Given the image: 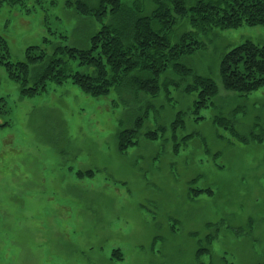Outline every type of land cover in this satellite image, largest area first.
Returning <instances> with one entry per match:
<instances>
[{"label":"rangeland","instance_id":"1","mask_svg":"<svg viewBox=\"0 0 264 264\" xmlns=\"http://www.w3.org/2000/svg\"><path fill=\"white\" fill-rule=\"evenodd\" d=\"M121 3L126 21L137 5L145 14L158 6ZM108 16H83L64 0L4 1L0 36L13 62L26 61L31 46L88 48ZM187 30L204 47L180 62L219 85L196 114L195 93L184 91L191 78L173 70L159 92L150 79L142 90L130 82L92 96L69 79L25 95L35 80L0 65V264H264V86L241 94L220 73L234 46L264 45V24L198 36L180 26L173 39ZM217 115L237 132L216 125ZM141 116L135 142L120 150L119 131ZM159 127L157 140L144 135Z\"/></svg>","mask_w":264,"mask_h":264},{"label":"trees","instance_id":"2","mask_svg":"<svg viewBox=\"0 0 264 264\" xmlns=\"http://www.w3.org/2000/svg\"><path fill=\"white\" fill-rule=\"evenodd\" d=\"M4 1L14 4L17 0H0V3ZM64 1L66 6L83 16L104 19L109 15L108 18L113 21L105 22L91 36L90 46L86 49L71 47L62 42L50 46V51L40 46H31L26 61L13 62L6 40L0 36V65L10 72L22 68L21 74L14 75L26 78L24 81L28 84L30 79L35 80L28 89L24 88L25 95L44 91L50 82L59 85L69 79L82 85L92 96L104 95L114 87L130 82L142 90L151 80L159 92L170 82L166 79L162 83L161 76L173 70L177 76L191 78L184 91L195 93L196 114L197 110L204 108V105L208 106L215 98L219 85L210 77L194 74L180 62L183 57L194 54L204 46L192 30L173 39L176 27L187 28L191 25L197 30L198 36L214 29L227 30L242 25L264 24V0H158V6L152 14H145L137 5L135 17L129 21L122 16L121 0H98L94 5L89 0ZM75 60H79L78 65L88 67V70L75 71ZM148 71L154 74L153 77L143 78L141 72ZM220 73L224 86L233 87L232 90L241 94L247 95L263 87L264 45L245 40L234 46L221 56ZM173 83L178 86L180 80ZM182 117V114H178L172 123L174 137L177 129L183 127ZM212 118L216 125L230 124L233 132H237L230 118L222 115ZM145 119V116L135 117L136 127L133 130L119 131L120 150L127 149L135 142V136L143 128ZM164 132L166 128L159 127L146 131L144 135L155 141ZM128 135L130 139L133 137L132 142L125 141Z\"/></svg>","mask_w":264,"mask_h":264}]
</instances>
